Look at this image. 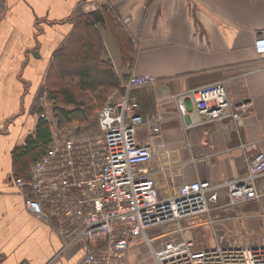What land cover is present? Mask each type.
Wrapping results in <instances>:
<instances>
[{
    "label": "crops",
    "instance_id": "obj_1",
    "mask_svg": "<svg viewBox=\"0 0 264 264\" xmlns=\"http://www.w3.org/2000/svg\"><path fill=\"white\" fill-rule=\"evenodd\" d=\"M103 5L116 14L136 50L134 63L124 64L109 28L96 25L103 59L120 86L132 73L155 79L131 95L137 114L160 117L158 135L149 137L142 126L136 133L139 143L154 147L146 167L158 198L194 181L218 186L207 195L208 213L148 229L153 248L174 241H189L194 251L258 246L264 235V176L257 181L259 198L237 205L229 204L225 183L244 176L248 162L264 151V60L254 52L264 30V0H0V264H76L82 255L78 247L59 255L58 221L38 220L26 209L14 182L29 181L39 157L28 158L23 175L15 152L34 137L39 118L51 125L50 141L65 133L55 131L45 114V76L56 51L69 42L76 14ZM215 82H224L230 101L244 106L240 121L199 125L202 117L189 98L180 115L178 94ZM120 92L110 91L106 101L111 95L116 101ZM51 205H44L47 213ZM125 264L156 262L150 246L137 239Z\"/></svg>",
    "mask_w": 264,
    "mask_h": 264
},
{
    "label": "built area",
    "instance_id": "obj_2",
    "mask_svg": "<svg viewBox=\"0 0 264 264\" xmlns=\"http://www.w3.org/2000/svg\"><path fill=\"white\" fill-rule=\"evenodd\" d=\"M254 52L264 60V30L254 42ZM154 81L146 73L130 74L121 83L119 98L111 101V95L97 111L100 134L93 142L53 138L31 166L30 180L14 182L26 209L38 220L58 221L62 242L59 255L78 247L82 255L76 264H125L129 246L137 239L150 246L156 264H264V235L253 248L194 251L189 241L162 242L153 248L152 239L146 235L148 229L165 228L186 217L208 213L207 195L218 187L208 181H194L181 185L166 199L158 198L146 167L154 147L139 143L136 133L142 126L149 137L158 135L160 117L157 113L137 114V99L131 95L134 88ZM184 98L191 99L195 112L202 117L199 125L238 122L244 110V106L230 101L224 82L178 94L175 101L181 116L185 115ZM159 148L164 150L165 145ZM263 176L261 150L248 162L244 176L225 183L229 204L258 199L257 181ZM47 204H52L49 213L44 210Z\"/></svg>",
    "mask_w": 264,
    "mask_h": 264
},
{
    "label": "trees",
    "instance_id": "obj_3",
    "mask_svg": "<svg viewBox=\"0 0 264 264\" xmlns=\"http://www.w3.org/2000/svg\"><path fill=\"white\" fill-rule=\"evenodd\" d=\"M96 25L109 28L122 62L129 66L134 63L135 47L109 6L89 14L77 13L69 42L54 54L44 81V99L52 105L60 128L89 120L91 113L96 114L105 104L108 93L120 88V79L103 59L104 47ZM50 129V123L39 118L34 137L28 136L25 146L15 152L19 174L25 175L28 158L36 161L50 145Z\"/></svg>",
    "mask_w": 264,
    "mask_h": 264
},
{
    "label": "rangeland",
    "instance_id": "obj_4",
    "mask_svg": "<svg viewBox=\"0 0 264 264\" xmlns=\"http://www.w3.org/2000/svg\"><path fill=\"white\" fill-rule=\"evenodd\" d=\"M66 70H69L68 68ZM68 72V71H67ZM49 103L47 104L46 110L47 113L46 116H48V118L50 119V121L53 123L54 125V130L55 131H60L62 130L63 132H65L64 134L60 135L61 138H66V139H71L74 140L75 142H83V141H89V142H93L95 138H97L99 136V129L97 127V111L95 114V111L93 113H91L89 120L84 121L82 123L79 122H73L72 124L66 126V127H58L56 124V118L54 117L53 113H52V109ZM74 123H76V128L72 127L74 125ZM62 132V133H63ZM75 136V137H73Z\"/></svg>",
    "mask_w": 264,
    "mask_h": 264
},
{
    "label": "water",
    "instance_id": "obj_5",
    "mask_svg": "<svg viewBox=\"0 0 264 264\" xmlns=\"http://www.w3.org/2000/svg\"><path fill=\"white\" fill-rule=\"evenodd\" d=\"M39 98H37V100H38Z\"/></svg>",
    "mask_w": 264,
    "mask_h": 264
}]
</instances>
